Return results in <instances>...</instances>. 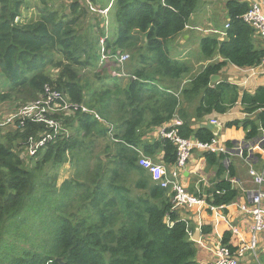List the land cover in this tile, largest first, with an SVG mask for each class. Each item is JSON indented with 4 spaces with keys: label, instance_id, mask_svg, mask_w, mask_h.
Wrapping results in <instances>:
<instances>
[{
    "label": "trees",
    "instance_id": "obj_1",
    "mask_svg": "<svg viewBox=\"0 0 264 264\" xmlns=\"http://www.w3.org/2000/svg\"><path fill=\"white\" fill-rule=\"evenodd\" d=\"M27 1L0 0V73L9 78L0 104L10 105L13 116L48 87L70 108L47 115L55 125L18 116L0 126V264H60L57 259L64 264H200L197 243L189 237L194 225L171 212L172 194L152 181L139 160L144 155L168 168L175 164L176 146L152 135L174 118L183 123L182 138L203 144L215 138L210 128L196 124L214 113L226 114L238 102L240 89L213 84L211 78L228 63L245 69L264 61L258 35L241 20L250 4L226 1L227 37L204 35L200 42L207 61H223L192 77V64L172 59L168 43L189 26L199 0H89L102 10L112 3L107 15L93 11L85 0H38L43 4L39 19L16 24ZM103 46L110 54L100 66ZM126 52L130 61L125 71L126 63L118 59ZM57 53L60 62L54 63ZM53 64L57 77L47 72ZM87 68L99 70L98 88L81 75ZM242 105L247 114L258 113L264 130V88L244 93ZM226 127H243L246 140L261 135L249 119ZM43 140L31 155V145ZM105 143L103 155L98 154L97 145ZM202 156L216 173L206 203L231 205L239 193L232 184L236 171L231 156ZM67 163L76 173L58 188L59 171ZM50 171L53 175L46 176ZM31 221L43 227L37 234H46L44 247H8L10 230L28 229ZM210 232L203 227V233ZM230 241L226 233L223 244L234 251Z\"/></svg>",
    "mask_w": 264,
    "mask_h": 264
},
{
    "label": "crops",
    "instance_id": "obj_2",
    "mask_svg": "<svg viewBox=\"0 0 264 264\" xmlns=\"http://www.w3.org/2000/svg\"><path fill=\"white\" fill-rule=\"evenodd\" d=\"M250 4V7L259 2L262 11L264 12V0H242ZM225 23L224 27L226 26ZM194 26H187L185 31L175 38V47H180L179 49H184L183 54L180 57L187 55L188 49H186L187 43L191 39V33ZM215 31V30H211ZM223 32V31H219ZM190 34V35H189ZM182 39L179 43L177 40ZM256 46L258 48L264 49V39L257 36L255 37ZM217 62H222L220 57ZM216 58V59H217ZM186 61V59H181ZM213 61H205L203 68L212 63ZM202 64V63H200ZM200 68V66H199ZM201 69V70H202ZM219 82L229 83L237 86L240 89V97L236 105L231 108L226 114L214 113L207 116L196 124V127H208L215 134L219 142V146L226 149V145L231 143L233 148L238 145H243L245 151L250 147L254 148L255 144L260 140L264 139V130L260 128V122L258 121L257 114H247L245 112V107L242 105V97L244 93L254 95L258 89L264 88V61L262 64L255 68H238L230 63L219 72L218 74ZM190 78V77H189ZM195 107V106H194ZM180 119V118H179ZM250 121L256 123L260 130V136L253 140H246L247 132L243 127H230L227 128L226 125L235 121ZM217 122V124H213ZM232 148V149H233ZM264 148V143L262 147ZM203 152L195 151L192 159L187 165L186 170L183 172L182 180L186 190L199 197L203 196L206 198L205 193L207 189L212 185V181L216 177V173L213 168L207 166L205 158L202 156ZM231 156L232 163L235 167L236 176L232 180V184L238 190V197L234 203L227 206L221 213L225 218H219L214 215L211 211L207 210L205 207L200 213L196 210H182L178 212L180 218L187 219L194 225V235L199 233V241L202 245H198L197 241V261L200 264H211L214 260L213 249L216 245L217 239H222L226 233L231 234L230 244L237 248L241 241L248 243L251 240V230L253 226V218L249 213H245L241 210V207H251L252 206V196L259 190L264 192V184L258 186L253 177L250 175V170H254L259 174H264V155L257 148L248 155V157H242L236 154H226ZM226 166L229 162L226 161ZM264 207V203H263ZM203 227L211 230L209 234L203 233ZM237 229V233L234 234L232 229ZM242 264H264V232L258 237V243L255 253H248Z\"/></svg>",
    "mask_w": 264,
    "mask_h": 264
},
{
    "label": "built area",
    "instance_id": "obj_3",
    "mask_svg": "<svg viewBox=\"0 0 264 264\" xmlns=\"http://www.w3.org/2000/svg\"><path fill=\"white\" fill-rule=\"evenodd\" d=\"M85 1L90 5V7H92V4L89 0ZM105 11H108V9H105ZM241 20L244 24L251 27L255 31L256 35L264 39V12L262 11L259 2L254 3L250 7V10L241 17ZM229 27V23H227L223 32H212L213 34L219 35L220 39L222 40L227 37L226 31L229 29ZM109 54L107 58L109 57ZM127 58L128 57L125 55H120L118 61L119 63H122L124 62V60L122 59L126 60ZM36 103H39L40 107H38L37 109L27 107L24 112L20 114V116L35 122H46L50 125H53L50 123L52 122V120H49L47 118V115H57L69 110L70 108V106L66 103L65 98L59 92L53 91L48 87L45 88L44 94L40 96L39 100H37ZM55 107H58L60 109L58 111L50 113L49 111H51ZM84 111H86V109H84ZM182 124L183 123L181 119L174 118L170 123L157 128L152 134L154 138L160 140H169L176 146L177 159L172 167L168 168L164 164L158 163L149 157H145L144 155H142V158L139 160V165L150 174L152 181L157 186L162 189L168 190L172 194L171 212H176L178 214V212L182 210H196L198 213H200L206 207L207 210L211 211L217 217L225 218L221 211H223L226 207L210 206L206 203L205 198H199L186 190L182 180L183 172L186 170L187 165L192 159L195 151H201L203 153L210 152L216 154H236L242 157L244 156L246 158L253 152L254 149L257 148L259 151L261 150L264 155V148H260L264 143V139H260L255 144L253 149L249 147L247 151H245V147L243 145H238L235 148L229 150L222 146H219L217 138H214L210 144H203L195 139L182 138L180 136L179 130ZM213 124L216 125L217 122H213ZM0 126H3V124ZM44 143L45 140L37 143L35 146L34 144H32L30 147L31 155H34L37 148L43 146ZM250 175L253 177L255 183L258 186H262L264 184V174H259L254 170H250ZM263 203L264 192L262 190H259L252 196L251 207H241V210L243 212L249 213L253 218L251 240L248 243L241 241L239 246L233 251L229 245L223 244V238L217 239L212 253L214 257L212 264H242V260L245 259L248 253H255L258 243V237L261 233L264 232ZM180 220L187 222V219L184 218H180ZM232 232L236 234L237 229L233 228ZM189 237L193 241L194 233L189 232ZM198 244L202 245L200 241L198 242Z\"/></svg>",
    "mask_w": 264,
    "mask_h": 264
},
{
    "label": "rangeland",
    "instance_id": "obj_4",
    "mask_svg": "<svg viewBox=\"0 0 264 264\" xmlns=\"http://www.w3.org/2000/svg\"><path fill=\"white\" fill-rule=\"evenodd\" d=\"M52 1V0H51ZM227 0H199L198 6H197V10L195 11V13L193 14V16L191 17V20L189 22V26H194V29L192 31H190L191 33V39L189 41V43H187L186 49H188V57L187 55L180 57L183 52L184 49H179L180 47H175V42L174 41H170L168 43V50L170 51V56L172 59H176V60H181V59H186V62H189L190 64H192L193 66V71H195V73L192 74V77L196 75V73H198L199 71H201L202 67H203V63L205 61H207L205 59V57L203 56L202 52H201V46H200V42L202 40V38L204 37V35L207 36H213L216 34H213V32L211 30H215V31H224L225 30V23L228 20V17L226 15V9H225V4H226ZM51 4V3H50ZM49 4V5H50ZM54 5V7L58 10L62 9L59 6V3L55 4L54 2L52 3ZM43 4L38 1V0H28L21 8V16L18 17L15 20L16 24H33L34 22H36L39 19V15H40V10L42 8ZM93 7V11L95 12H100L102 15H107L109 13L110 8L112 7V3H110L108 5V11L102 10L100 7H96L95 5H92ZM182 39H179L176 41V43H179ZM105 39H102V42L104 43ZM109 50H107L104 46L103 49L100 52L101 55V59H100V66L102 65V63L107 59V56L109 54ZM125 56H127L128 58L122 59L124 60L123 63L125 64V71H126V67L127 64L130 61V53L126 52L125 54H123ZM60 54H56L55 55V59H54V63L60 62ZM215 57L212 61L213 63H216L218 61L219 58ZM202 63V64H200ZM200 66V68H199ZM111 68V67H110ZM107 68V69H110ZM47 72L52 76V77H57V75L59 74V69L54 67V64L47 70ZM99 70H92V69H84V72H82V76L85 77L86 79H89V83H91L90 87L91 88H95V87H99L100 85H102L97 79V74H98ZM116 76V75H113ZM191 77V75H190ZM83 84H86L87 81L85 79H82ZM8 84H9V78L7 76H4L0 73V94H3L7 91L8 89ZM111 89H114L113 87H110ZM106 89V88H105ZM43 95V94H42ZM41 95V96H42ZM37 101L31 103V104H27L26 106L21 107V109H19L17 111V113L15 112L13 116H10L13 111H15L14 109H10V105L8 104H0V124H3L5 127L6 125L11 121L14 120L16 117L20 116V114H22V112H24V110L27 107H30L32 109H37L39 106V103H36ZM18 109V108H17ZM60 108L55 107L54 109H52L51 111H49L50 113L54 112V111H58ZM69 110L65 111L66 113ZM192 111V110H191ZM96 118H99V116H95ZM57 121L53 120L52 122H50L51 124L55 125ZM59 123H63V120L59 121ZM4 129V128H3ZM6 131V130H5ZM6 134V133H5ZM3 134V135H5ZM0 136H2V134H0ZM67 138V136H66ZM106 145H97L96 151L98 154L103 155L102 153V148H104ZM90 171H93V168H90ZM76 173V169H74L71 165V163H67L66 165H64L60 171H59V178H58V183H57V187L59 188L62 183L68 179H71ZM53 175V172L50 171V173H46V176L50 177ZM81 177H85L83 174L81 175ZM46 181H48L51 178H47L44 177ZM46 192V190H45ZM47 202V200H46ZM33 225H35L33 227ZM22 227V226H21ZM43 229V227L39 226L38 221H31L28 225V229L26 227L22 228V229H17V228H12L10 230V233L8 236H6V240H7V246L11 247L13 245V248H21V249H25V250H30V251H40L43 247V239L45 238L46 234L43 232L41 235H38V230ZM25 238V240L23 239ZM5 240V241H6Z\"/></svg>",
    "mask_w": 264,
    "mask_h": 264
},
{
    "label": "water",
    "instance_id": "obj_5",
    "mask_svg": "<svg viewBox=\"0 0 264 264\" xmlns=\"http://www.w3.org/2000/svg\"><path fill=\"white\" fill-rule=\"evenodd\" d=\"M217 82H219V77L218 76H214V77L211 78V83L215 84ZM193 241L194 242L199 241V233L198 232L196 233V235H194ZM57 262L60 263V264H64L62 259H57Z\"/></svg>",
    "mask_w": 264,
    "mask_h": 264
},
{
    "label": "clouds",
    "instance_id": "obj_6",
    "mask_svg": "<svg viewBox=\"0 0 264 264\" xmlns=\"http://www.w3.org/2000/svg\"><path fill=\"white\" fill-rule=\"evenodd\" d=\"M194 242V241H193ZM195 243H197V242H195Z\"/></svg>",
    "mask_w": 264,
    "mask_h": 264
}]
</instances>
